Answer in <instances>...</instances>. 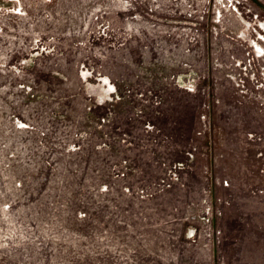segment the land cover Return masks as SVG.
Returning a JSON list of instances; mask_svg holds the SVG:
<instances>
[{
    "label": "rangeland",
    "instance_id": "rangeland-1",
    "mask_svg": "<svg viewBox=\"0 0 264 264\" xmlns=\"http://www.w3.org/2000/svg\"><path fill=\"white\" fill-rule=\"evenodd\" d=\"M263 168L264 0H0V264H264Z\"/></svg>",
    "mask_w": 264,
    "mask_h": 264
},
{
    "label": "built area",
    "instance_id": "built-area-1",
    "mask_svg": "<svg viewBox=\"0 0 264 264\" xmlns=\"http://www.w3.org/2000/svg\"><path fill=\"white\" fill-rule=\"evenodd\" d=\"M202 118H203L202 119L203 120V128L201 127L199 129V131H198L199 134H202L203 132H205L207 130V124H206L207 123L206 122L207 117H206L205 113L202 114ZM183 166H184V162L183 161L174 162V164L168 168V173L171 176L170 177L164 176L160 180H158L157 184L152 187V191L151 192L154 193V192H156L158 190L163 189L166 186H171L172 182H174L175 180H177L179 178L178 169L182 168ZM263 171H264V168H263ZM224 183L228 185L229 181L227 179H225ZM140 191H141V195L145 194L144 189H140ZM206 208H207L208 213L211 212L212 207L210 205H207ZM204 218L206 219V221L210 220V217H208V216H204Z\"/></svg>",
    "mask_w": 264,
    "mask_h": 264
}]
</instances>
